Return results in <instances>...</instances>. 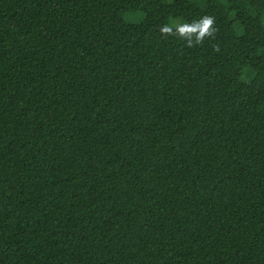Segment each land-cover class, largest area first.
<instances>
[{
    "label": "trees",
    "instance_id": "1",
    "mask_svg": "<svg viewBox=\"0 0 264 264\" xmlns=\"http://www.w3.org/2000/svg\"><path fill=\"white\" fill-rule=\"evenodd\" d=\"M0 264H264V0H0Z\"/></svg>",
    "mask_w": 264,
    "mask_h": 264
},
{
    "label": "clouds",
    "instance_id": "2",
    "mask_svg": "<svg viewBox=\"0 0 264 264\" xmlns=\"http://www.w3.org/2000/svg\"><path fill=\"white\" fill-rule=\"evenodd\" d=\"M215 24L216 17L205 14L192 23L183 22L181 19H171L160 26L159 31L164 37H178L184 42L186 47L194 48L198 45H203L205 39H215V34L218 31L214 27ZM213 50L218 51V46L213 45Z\"/></svg>",
    "mask_w": 264,
    "mask_h": 264
}]
</instances>
